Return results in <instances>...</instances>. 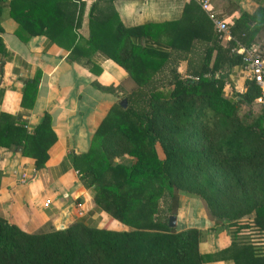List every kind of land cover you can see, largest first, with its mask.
I'll return each instance as SVG.
<instances>
[{
  "label": "trees",
  "instance_id": "16d2710c",
  "mask_svg": "<svg viewBox=\"0 0 264 264\" xmlns=\"http://www.w3.org/2000/svg\"><path fill=\"white\" fill-rule=\"evenodd\" d=\"M10 1L22 8L11 9L20 25L16 33L65 39L68 56L85 64L101 52L125 70L133 87L109 108L87 150L70 156L95 204L123 229L74 221L27 233L0 217V264H205L225 256L232 264H264V102L255 113L259 89L250 77L242 92L233 90L227 71L240 63V54L230 51L235 41L218 48L212 65L194 73L197 80H187L175 71L174 48L140 43L143 37L157 41L158 27H122L110 14L90 12L82 37L74 32L73 13L52 14L47 27H27L38 18L36 1ZM253 1L254 11L239 9L230 31L239 44L264 52V40L258 42L264 3ZM49 123L43 114L28 132L12 114L0 112V146L19 147L38 168L54 140ZM179 194L199 199L213 229L228 235V246L203 254V231L167 226Z\"/></svg>",
  "mask_w": 264,
  "mask_h": 264
},
{
  "label": "crops",
  "instance_id": "0c3cea01",
  "mask_svg": "<svg viewBox=\"0 0 264 264\" xmlns=\"http://www.w3.org/2000/svg\"><path fill=\"white\" fill-rule=\"evenodd\" d=\"M33 1L36 4L32 10L38 18L27 27H47V17L52 14L73 13L78 18L74 32L86 37L90 12L98 18L110 14L122 27H158L162 32L157 41L143 37L140 43L165 51L174 48L171 55L179 56L175 71L181 76L195 75L205 63L210 67L218 48L227 47L230 41L239 43L230 27L239 16V9L251 13L257 6L253 0H208L227 23L228 33L220 37L202 10L201 0ZM18 8L22 9L19 5ZM18 8L10 0H0V50L1 46L4 50L0 51V112L12 114L28 132L47 114L54 140L38 168L32 157L21 154L19 147L0 146V217L27 233L64 228L74 221L123 229L120 222L95 204L92 189L80 183L70 156L87 150L102 118L133 87V82L122 67L101 52L89 55L85 64L68 56L65 39H58L57 43L46 33H16L20 25L11 9L14 13ZM169 40H173V45H168ZM263 40L260 34L258 42ZM209 47L211 51L206 54ZM221 69L214 71L215 76ZM227 74L233 90L242 92L245 78L238 65L229 68ZM252 106L256 113L260 102L255 99ZM23 172L28 178L21 181ZM174 216L175 229L193 227L203 231L198 244L200 253H215L229 245L225 231L213 229L199 199L179 194ZM205 264L232 261L225 256Z\"/></svg>",
  "mask_w": 264,
  "mask_h": 264
},
{
  "label": "built area",
  "instance_id": "2783aa9c",
  "mask_svg": "<svg viewBox=\"0 0 264 264\" xmlns=\"http://www.w3.org/2000/svg\"><path fill=\"white\" fill-rule=\"evenodd\" d=\"M200 5L217 34L220 37L226 36L228 33L226 21L216 14L208 0H201ZM231 51L240 54L238 64L240 75L244 78L250 77L254 81L259 89V96L256 99L262 104L264 102V52L255 44L244 46L239 43H236ZM182 77L187 80H197V76L191 74H185ZM27 178L23 172L20 180L24 181Z\"/></svg>",
  "mask_w": 264,
  "mask_h": 264
},
{
  "label": "water",
  "instance_id": "95a60500",
  "mask_svg": "<svg viewBox=\"0 0 264 264\" xmlns=\"http://www.w3.org/2000/svg\"><path fill=\"white\" fill-rule=\"evenodd\" d=\"M119 104L122 106V107H125V100H121L119 101ZM175 225V216L174 215H169L167 217V226L168 227H173Z\"/></svg>",
  "mask_w": 264,
  "mask_h": 264
},
{
  "label": "rangeland",
  "instance_id": "374dc122",
  "mask_svg": "<svg viewBox=\"0 0 264 264\" xmlns=\"http://www.w3.org/2000/svg\"><path fill=\"white\" fill-rule=\"evenodd\" d=\"M261 35H262V36H264V32H263V33H261ZM260 49H261V48H260Z\"/></svg>",
  "mask_w": 264,
  "mask_h": 264
}]
</instances>
